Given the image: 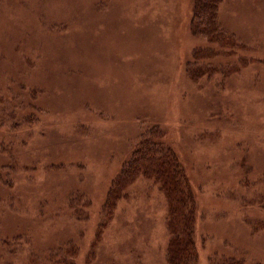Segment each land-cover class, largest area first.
I'll return each mask as SVG.
<instances>
[{
	"label": "rangeland",
	"instance_id": "374dc122",
	"mask_svg": "<svg viewBox=\"0 0 264 264\" xmlns=\"http://www.w3.org/2000/svg\"><path fill=\"white\" fill-rule=\"evenodd\" d=\"M194 10L0 0V264H169L162 185L118 183L153 129L194 196V264H264V0H221L210 38Z\"/></svg>",
	"mask_w": 264,
	"mask_h": 264
},
{
	"label": "trees",
	"instance_id": "16d2710c",
	"mask_svg": "<svg viewBox=\"0 0 264 264\" xmlns=\"http://www.w3.org/2000/svg\"><path fill=\"white\" fill-rule=\"evenodd\" d=\"M221 0H195L193 25L196 33L205 38H210L216 31L222 34L218 24V6ZM204 28L202 30L201 28ZM214 38H216L214 36ZM150 137L142 141L133 160L127 165L118 183L129 181L137 177H146L161 184L166 196L172 204L170 219L172 224V242L169 247V264H188L196 262V247L192 242L193 224L196 212L194 196L190 187L187 186L185 172L180 161L171 148L162 143H157L154 138L158 133L153 129L149 132ZM188 182V181H187ZM118 185V184H117ZM122 188H113L112 196L108 205L115 202L116 195ZM216 264H237L235 260H220Z\"/></svg>",
	"mask_w": 264,
	"mask_h": 264
}]
</instances>
